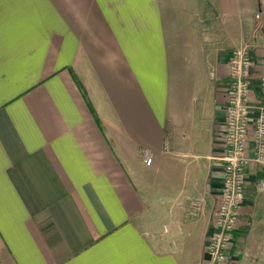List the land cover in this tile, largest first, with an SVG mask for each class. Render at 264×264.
Masks as SVG:
<instances>
[{
	"label": "crops",
	"instance_id": "obj_1",
	"mask_svg": "<svg viewBox=\"0 0 264 264\" xmlns=\"http://www.w3.org/2000/svg\"><path fill=\"white\" fill-rule=\"evenodd\" d=\"M240 48L258 75L264 0H0V264H210ZM250 105L224 264H264Z\"/></svg>",
	"mask_w": 264,
	"mask_h": 264
},
{
	"label": "built area",
	"instance_id": "obj_2",
	"mask_svg": "<svg viewBox=\"0 0 264 264\" xmlns=\"http://www.w3.org/2000/svg\"><path fill=\"white\" fill-rule=\"evenodd\" d=\"M228 66L222 182L205 247L210 264H224L228 260L235 234L239 232L240 208L245 199L252 89H256L257 99V115L253 125L256 159L264 156V69L255 74L251 56L244 48L230 52ZM145 164H151L148 154L145 155Z\"/></svg>",
	"mask_w": 264,
	"mask_h": 264
},
{
	"label": "rangeland",
	"instance_id": "obj_3",
	"mask_svg": "<svg viewBox=\"0 0 264 264\" xmlns=\"http://www.w3.org/2000/svg\"><path fill=\"white\" fill-rule=\"evenodd\" d=\"M0 263H2V262H0Z\"/></svg>",
	"mask_w": 264,
	"mask_h": 264
}]
</instances>
